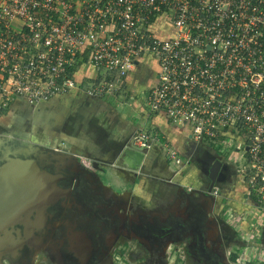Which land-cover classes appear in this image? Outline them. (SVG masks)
<instances>
[{
  "label": "built area",
  "instance_id": "obj_1",
  "mask_svg": "<svg viewBox=\"0 0 264 264\" xmlns=\"http://www.w3.org/2000/svg\"><path fill=\"white\" fill-rule=\"evenodd\" d=\"M144 57L157 62L145 111L241 162L249 227L263 224L264 0H0V114L16 99L35 106L75 89L120 97ZM162 137L139 129L132 142L148 149L166 145ZM166 153L181 172L178 151ZM253 257L264 261V248L256 244Z\"/></svg>",
  "mask_w": 264,
  "mask_h": 264
},
{
  "label": "flooded vegetation",
  "instance_id": "obj_2",
  "mask_svg": "<svg viewBox=\"0 0 264 264\" xmlns=\"http://www.w3.org/2000/svg\"><path fill=\"white\" fill-rule=\"evenodd\" d=\"M45 129L34 125V129L31 130H34L36 138L43 145L48 141L45 138L51 136L50 133L44 132ZM39 132L41 136L37 134ZM17 135H22V132L17 131ZM215 159L221 158L214 153L209 154L205 163L210 162L211 165ZM223 163L224 167L219 169L220 178L214 179V185L219 186L223 191L226 187L222 185L223 182L231 181L228 188L235 190L236 181L240 177L237 174L236 179L235 170L238 171L239 166L237 165L233 170L232 164L224 161ZM63 173L67 177L59 184L71 187L70 196L62 198L64 204L60 200L48 209L49 217L42 235L44 244L39 246L40 244L37 243L35 248L24 244L20 249L21 255L10 260L4 258V264H231L233 262L232 254L235 249L227 248L228 250L225 249L224 252L214 245V241L220 239V235H224L227 238V247L231 246L230 241L234 240L235 231L232 228L230 231H222L218 228V224L223 221L219 206L214 209L215 199L209 192L206 196H202L196 193V189H190L191 205L185 216L169 214L167 217L159 218L145 215L133 219L129 213L119 214L115 211V207L112 208L115 197L122 195L120 198H125V194L120 192L129 191V181L121 179V184L117 186L106 178L98 180L92 174L88 176L87 171L85 173L78 171L74 174L65 170ZM200 174L205 186H209L210 179L206 172L201 171ZM70 177L71 180L68 179Z\"/></svg>",
  "mask_w": 264,
  "mask_h": 264
},
{
  "label": "crops",
  "instance_id": "obj_3",
  "mask_svg": "<svg viewBox=\"0 0 264 264\" xmlns=\"http://www.w3.org/2000/svg\"><path fill=\"white\" fill-rule=\"evenodd\" d=\"M161 21V23H165L166 25L163 18ZM161 28H164L163 24L160 27L159 25L157 26L156 31L158 34H163ZM84 69L85 67L75 74L78 82H83L85 79L84 72L86 70L84 71ZM156 72L157 62L154 59L144 57L139 60L125 79V87L122 90L124 95L126 93L129 95L126 101L123 100L120 102L118 98H121V96H110L106 99L86 98L82 91L75 89L35 106L29 105L23 100L16 99L9 106L8 110L0 114V122H6V118H8L7 120L13 118L14 120L23 122L26 118L21 109H24L29 114L34 113L33 111L36 112L44 109L46 114H49V118L54 121L48 129V133L51 136L45 138V140H48L47 143L55 144L56 142H61L69 150L81 151L82 153L79 159H85L87 164L85 166L87 168L90 167L89 164H93V161L96 162L95 159L97 157L101 158L104 162L106 161L108 155L102 152V148L107 146L106 142L119 143L116 145L118 147L117 152H119L123 147L121 143L134 144L132 137L139 129L149 131L152 128L158 131L163 136L162 141L164 140L166 145L178 151L181 158L185 161V165L181 172L176 173L174 172L173 166L167 162L168 159L165 158L164 151L162 150V148H165L164 146L155 144L148 149H144L146 150V158L140 170L147 174L140 175L137 184L132 188V193L128 194L130 199L132 198L133 201L135 200L137 202V205L134 207V212H129V216L133 217V219L145 215L159 218L167 217L169 214L185 216L191 205L190 200H185V194L188 195V198L191 197L189 195L191 191L189 190L199 186L198 178H200L201 168H203L202 163L207 161L209 154L214 153L215 147L193 142L189 139L188 132L185 128L171 124L161 113L152 115L145 111L142 102L144 101V95L148 87L155 80ZM22 104L27 105L29 108H22ZM90 105L93 106L91 107ZM88 106L92 108L90 113L93 114L94 120L96 121L91 125L96 124V129L100 127L104 129V135L101 136V139H96L95 136L86 134L85 129H83L82 123L87 118L85 111L88 110ZM105 118H108V121L103 125ZM56 123L61 126V129L59 132L53 134L51 128ZM71 131L75 132V134ZM131 146L136 149H142L139 146ZM215 155H218L220 158L222 157L219 153ZM198 158L200 162H197ZM90 169H94V166ZM230 182H223L222 185L226 187L220 192L219 197L214 198V209L218 208V205L223 200L225 201V196L229 201L230 198H237V195L240 196L242 192L241 196L243 200L246 199L244 197V184H242L241 189L236 187L235 191L228 188ZM240 208L246 210V205L244 204ZM119 214L122 213L119 212ZM259 243L258 245L264 246L263 243L262 245Z\"/></svg>",
  "mask_w": 264,
  "mask_h": 264
},
{
  "label": "water",
  "instance_id": "obj_4",
  "mask_svg": "<svg viewBox=\"0 0 264 264\" xmlns=\"http://www.w3.org/2000/svg\"><path fill=\"white\" fill-rule=\"evenodd\" d=\"M28 138L17 135L15 131L0 133V264H4V258L10 260L20 256V249L24 244L35 248V244L44 243L42 235L49 217L48 209L60 200L64 204L62 198L70 196L71 187L59 184L67 177L63 171L68 170L74 174L87 171L88 176L92 174L96 179L102 180L103 176L106 178V168H114L121 174V179L130 182L129 191L120 192L128 195L140 179V169L144 165L146 150L121 143L123 147L117 154L120 166L116 164V167L114 161H105L101 168L96 165V171L93 172L80 162L81 151L69 150L61 142L43 145L38 139L30 141ZM59 148H65L66 152H61ZM51 166L54 168H49ZM222 166L224 167V163L220 159L209 164L204 172L210 179V184L205 186V181L198 178L199 186L194 188L197 194H208L214 185V179L219 180V169ZM99 169L103 172H99ZM119 178L117 176L118 185L122 181ZM117 205L115 200L112 208ZM119 207L121 210L126 209Z\"/></svg>",
  "mask_w": 264,
  "mask_h": 264
},
{
  "label": "rangeland",
  "instance_id": "obj_5",
  "mask_svg": "<svg viewBox=\"0 0 264 264\" xmlns=\"http://www.w3.org/2000/svg\"><path fill=\"white\" fill-rule=\"evenodd\" d=\"M163 25L166 26L165 23H163ZM110 96L111 95H107L106 97L109 98ZM120 96H121V98H118L120 102H122L123 100L126 101L129 98V95L127 93L124 95L123 91L120 92ZM144 97H145V95H144ZM142 103H143V107L146 108L145 98H144V101ZM22 105H23V106H21L22 108H29L27 105H24V104H22ZM90 106L92 107L93 105H90ZM8 109H9V107L7 108V110ZM21 110H23L24 116L26 119L23 122L19 123L17 120H14L13 118H11L9 120H7L8 118H6V122H4V121L0 122V133H7L9 131H15L17 133V131H19V132L21 131L23 136H27L30 138V139L28 138L30 141L32 139L36 140L37 138H36L35 134L33 133V131H31L32 129H34V125L40 126L41 128H43V130H44V128H46L44 132L47 133L48 129L50 128V124L52 122H54L53 120H51L49 118V114H46V111L44 109H42L41 111L38 110L36 112L33 111L34 113H30V114L25 112L24 109H21ZM26 111H28V110H26ZM91 111H92V108H89V106H88V110L85 111L87 118L84 119L83 123H82L83 129H85L86 134L88 133V135L95 136L96 139H101V136L104 135V129L101 127L96 129V127H97L96 124L91 125L93 122H96L94 120L95 118H94L93 114L90 113ZM72 120H73V118H72ZM107 121H108V118H105L103 121V125H105L107 123ZM35 129H36V127H35ZM60 129H61V126L57 125V123L51 128L53 134H55V132H59ZM149 130H153V129L150 128ZM36 132H37V129H36ZM72 133L75 134V132H72ZM37 134L41 136L40 132ZM13 139H16V138H13ZM113 143H115V144L113 145ZM117 144H119V143H116V142L108 143V142H106V145L108 147L104 146L102 148V152L107 153V155H108L106 162L114 160L115 165L120 164L119 160L117 159L118 155H119V152H117V148H118L116 146ZM127 144L130 145V143H127ZM234 145H235V142L233 141V145H232L233 149L232 150L230 149V151H229L230 155L233 154L232 151H234ZM164 146H165V148H162V150L164 151L165 158H167L168 154L166 153V151L168 149L170 151L171 147L168 145H164ZM59 150L61 152H66L65 148H59ZM114 155H115V157H114ZM218 158H220V157L218 156ZM232 160H233V158L231 157L228 159V162L231 161L230 164L233 165L232 168L234 170L238 164H241V162H238L237 160H236V162H234ZM95 161L96 162L93 161L94 165L89 164L90 167L89 168L86 167V168L90 169V168H93V166H94L95 169H90V171L95 172L96 171V165L98 168H101L105 164V162L103 160H101V158H98V157L95 159ZM167 162L173 166V164L170 162L169 159ZM197 162H200L199 158L197 159ZM202 164H203L202 166H203V171H204L205 170L204 168L205 167L207 168L209 166L210 162H208V164L203 162ZM116 167H118V166L116 165ZM49 168L53 169L54 167L51 166ZM173 169H175V167ZM83 172L85 173V171H83ZM99 172H103V171H101V169H99ZM140 172H141L140 175L147 174L146 172H144L142 170H140ZM241 173H242L241 170H238V171L235 170L236 179H237V174H239V176H240V177H238V179L236 181L238 188H241L242 184H243L242 178H241ZM115 174L117 176H120L119 179H121V174L118 171H116V169H114V168L111 169L109 167L106 168V173H105L106 179L109 180L111 183H114L115 185L118 186L119 181H118L117 176ZM103 178L105 179L104 176H103ZM239 194H240V192H239ZM121 196L114 198V201L116 200L118 202V205L115 207V211L117 213L120 212L122 214H124V213L128 214L129 212L130 213L134 212V207L137 205V202H135V200L133 201L132 198L130 199V197H128V195H127V197H125L127 200L124 197L120 198ZM185 196H186V198H185ZM185 196H184L185 200H189L188 195L185 194ZM244 204L246 205V210H243L240 208ZM248 205H249V203H248L247 199L243 200L241 194H240V196L237 195V198H234V197L230 198L229 201H228V198L225 196V201L223 200L218 205L219 210H220V216H221L222 221H223V223L218 224V228L222 229V231H230V229L232 228L235 231V237H233L234 240H232V241H230V239H229L230 243L232 244V245L230 244L231 246H229V247H227V245H226L227 238H225L224 235L223 236L220 235L221 238L214 241V245L217 248L224 250V252H225V249H227V248L229 250L235 249V250H233L235 252H233V254H232V255H235V259L232 258L233 262L231 264H259V263L264 262V261L259 262L257 260V258L253 257V254H255V252H256V243L258 244L260 242L261 245H262V243L264 244V233H261L264 231V224L261 223L259 226H257V228H250L249 227L253 222H255V220H254L250 210H248L249 209ZM119 206H123L124 208L126 206H128V207L126 209L121 210V208ZM226 235L228 236V234H226ZM233 244H235L236 246H239V248L238 249L235 248V246ZM263 248H264V246H263Z\"/></svg>",
  "mask_w": 264,
  "mask_h": 264
},
{
  "label": "bare ground",
  "instance_id": "obj_6",
  "mask_svg": "<svg viewBox=\"0 0 264 264\" xmlns=\"http://www.w3.org/2000/svg\"><path fill=\"white\" fill-rule=\"evenodd\" d=\"M88 177V176H87ZM126 196V195H125ZM126 199V198H125ZM127 200V199H126ZM206 200V199H205ZM207 201V200H206ZM208 202V201H207ZM57 222V221H56ZM54 224V223H53ZM57 224V223H56ZM54 226H55V224H54ZM50 227V226H49ZM53 229H54V227H52ZM109 241V240H108ZM44 244V243H43ZM39 246H41V244L39 245Z\"/></svg>",
  "mask_w": 264,
  "mask_h": 264
},
{
  "label": "clouds",
  "instance_id": "obj_7",
  "mask_svg": "<svg viewBox=\"0 0 264 264\" xmlns=\"http://www.w3.org/2000/svg\"><path fill=\"white\" fill-rule=\"evenodd\" d=\"M80 157H81V156H80ZM220 160H221V159H220ZM80 161H81V160H80ZM221 161L223 162V160H221ZM224 162H225V161H224ZM188 163H190V161H189ZM188 163H187V164H188ZM230 163H231V162H230ZM84 166H85V165H84ZM85 167H86V166H85ZM200 176H201V175H200ZM194 188H195V187H194Z\"/></svg>",
  "mask_w": 264,
  "mask_h": 264
},
{
  "label": "trees",
  "instance_id": "obj_8",
  "mask_svg": "<svg viewBox=\"0 0 264 264\" xmlns=\"http://www.w3.org/2000/svg\"><path fill=\"white\" fill-rule=\"evenodd\" d=\"M232 258L235 259V255H233Z\"/></svg>",
  "mask_w": 264,
  "mask_h": 264
}]
</instances>
